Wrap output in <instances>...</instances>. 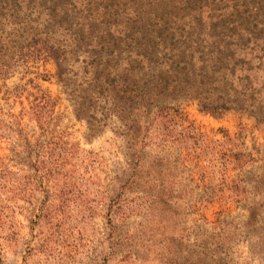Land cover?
Segmentation results:
<instances>
[{
    "label": "rangeland",
    "instance_id": "obj_1",
    "mask_svg": "<svg viewBox=\"0 0 264 264\" xmlns=\"http://www.w3.org/2000/svg\"><path fill=\"white\" fill-rule=\"evenodd\" d=\"M87 1L9 0L4 36L14 71L0 73V264H264V0H120L127 9L112 19L130 30L136 10L162 13L171 26L202 14L197 26L208 34L211 11L224 13L218 29L240 23L250 35L234 44L237 73L250 72L258 91L252 107L222 115L169 97L162 110L143 104L125 114L92 89L89 61L108 34L103 24H77ZM50 12L64 81L41 44L29 51L22 36L28 15L40 32ZM149 46L119 60L163 61V45ZM127 120L137 121V139Z\"/></svg>",
    "mask_w": 264,
    "mask_h": 264
},
{
    "label": "trees",
    "instance_id": "obj_2",
    "mask_svg": "<svg viewBox=\"0 0 264 264\" xmlns=\"http://www.w3.org/2000/svg\"><path fill=\"white\" fill-rule=\"evenodd\" d=\"M21 1L12 0L16 7H19ZM34 1L28 0V2ZM43 1L48 2L50 0ZM97 1H87L84 20L77 22V24H81L84 29L85 20L87 19L89 27V21L93 22L91 27H93L94 23L95 28L100 24L105 26V32L108 34L107 42L104 44L99 42L95 45L97 49L92 51L91 60L89 61L93 69L87 79L89 86L104 93L107 96V100L114 107H120L125 114L143 104L151 109L157 107L162 110L167 105L164 101L168 97L174 101L183 98L195 99L199 102L202 109L216 115H222L229 109L244 111L253 106V102L249 98L253 97L258 89L251 80V74L248 71L243 72L244 70L237 73L239 63L235 60L236 51L234 44H240V38L250 35L240 23L233 20L227 23L224 28L218 29L214 24H216L218 19L222 18L221 14L224 13H213L211 11L207 16L210 19L209 24L213 25L209 30V36L208 32H202L197 26V20L202 22L204 18L202 14L198 16L197 20L188 21L187 23L189 24L171 26L176 24V21L167 20L168 16L162 13L149 15V13L136 10L133 14H128L132 24L129 26L130 30H125L126 28L121 29L118 25H115L112 19L116 15L121 14L120 10L122 8L127 9V7L123 6L120 0H107L109 2L100 8L95 5ZM100 1L102 2L103 0ZM156 1L165 2V0ZM191 1L172 0V2L180 5H188ZM241 5H245V1ZM238 7L239 5L236 4V8ZM53 9L57 10V8ZM147 14L148 18L146 19L145 16ZM13 15H17V10L13 12ZM30 16L31 14L28 15L26 20V30L22 33V36L27 41L26 45H28L29 51H31L32 47L41 44L42 48L39 51H47L45 57H51L56 61L58 75L61 81H64L65 67L64 65L62 66L64 54L61 48L63 46H55L51 38L48 37L54 33L49 27L55 22V14L50 12L46 15L45 28L40 32L37 30L39 24H35V21ZM8 17L9 0H0V73L5 78L9 76L11 71H14L13 65L9 64L8 36H4L9 23ZM169 17L171 18V16ZM112 24L116 26L118 31L116 36L111 32ZM146 32L149 34L148 38H146ZM40 33H44L46 36ZM109 36L112 39L119 38L124 43H112ZM168 37H170V40H176L182 42V44L170 46L166 42ZM148 39L152 41L154 47L156 44L163 45L162 48L165 51L163 61L149 58L148 62H145V58L138 59L140 56L137 54L134 60L130 59L127 63H121L119 56L123 51L129 53L131 48L137 46L151 49L149 46L151 41ZM64 51L66 52L65 49ZM147 51L149 50H145L143 53ZM36 99L39 100L37 102L38 110L43 113L47 106L45 96L36 97ZM168 106L170 105L168 104ZM130 123L131 126L135 127L133 133L134 138L137 139L140 135L137 121H126L127 125ZM136 153L137 151L134 150L129 159L130 167L138 164L137 158L134 156ZM124 177H128L127 183L134 181L131 175L124 174Z\"/></svg>",
    "mask_w": 264,
    "mask_h": 264
}]
</instances>
